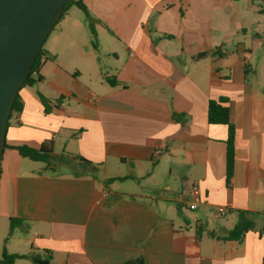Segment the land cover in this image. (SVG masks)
Masks as SVG:
<instances>
[{
	"label": "crops",
	"instance_id": "0c3cea01",
	"mask_svg": "<svg viewBox=\"0 0 264 264\" xmlns=\"http://www.w3.org/2000/svg\"><path fill=\"white\" fill-rule=\"evenodd\" d=\"M75 1L87 17L72 6L53 27L42 46L52 59L9 115L0 257L264 264V0ZM220 98L235 131L228 181L227 126L207 121ZM42 146L47 167L16 150ZM239 212L252 228L225 240Z\"/></svg>",
	"mask_w": 264,
	"mask_h": 264
},
{
	"label": "water",
	"instance_id": "95a60500",
	"mask_svg": "<svg viewBox=\"0 0 264 264\" xmlns=\"http://www.w3.org/2000/svg\"><path fill=\"white\" fill-rule=\"evenodd\" d=\"M70 0H0V158L14 99Z\"/></svg>",
	"mask_w": 264,
	"mask_h": 264
},
{
	"label": "trees",
	"instance_id": "16d2710c",
	"mask_svg": "<svg viewBox=\"0 0 264 264\" xmlns=\"http://www.w3.org/2000/svg\"><path fill=\"white\" fill-rule=\"evenodd\" d=\"M76 6L78 9H80L85 16L87 17L86 10L84 6L75 0L68 1L62 9V12L55 23V25L62 19V17L65 15L67 10L72 7ZM54 25V26H55ZM90 32L92 37H95V33L93 29L90 27ZM43 46V44H42ZM41 48L39 49L37 56L35 57L33 64L30 67V70L25 77L22 87L24 86H31L35 84L36 82H39L41 80V77L39 76V68L41 65L46 62L47 60H51L52 57L48 56ZM94 46V43H93ZM206 56V53H201L197 55L194 59H202ZM225 99L220 98L217 101H209L207 106V121L211 125H225L227 126V140H226V154H225V171H226V180L228 181L232 176L233 171V162H234V127L230 123V114L227 107L223 106L225 104ZM21 104L20 100L18 98V94L16 95L14 102L11 107L12 111H20ZM10 112V113H11ZM4 147V145H3ZM16 150L20 154L21 157L27 158L33 162H42L47 167L49 164V160L53 159V154L51 150H47L45 146H42L39 150H34L28 147H17ZM77 160L81 166L84 168H88L90 170L95 169L92 167L91 163L81 157L73 158ZM20 223L21 220L17 219H11L10 220V231H12V228L16 225V223ZM252 228V223L250 220L247 219L246 213L239 212L238 213V220L233 229L229 232L228 236L225 240H234V241H240L243 237V235ZM9 231V234H10ZM23 258H29L32 262V264H49L50 256L47 252H43L42 255H36L34 253H30L29 255H8L3 250L1 257H0V264H13L18 259ZM126 264H142L141 261H133Z\"/></svg>",
	"mask_w": 264,
	"mask_h": 264
},
{
	"label": "built area",
	"instance_id": "2783aa9c",
	"mask_svg": "<svg viewBox=\"0 0 264 264\" xmlns=\"http://www.w3.org/2000/svg\"><path fill=\"white\" fill-rule=\"evenodd\" d=\"M156 155L159 154V152H155ZM191 196H192V201L191 204L189 205V209L190 210H194L197 208V202H198V198H199V191L198 188L193 186L192 190H191Z\"/></svg>",
	"mask_w": 264,
	"mask_h": 264
},
{
	"label": "rangeland",
	"instance_id": "374dc122",
	"mask_svg": "<svg viewBox=\"0 0 264 264\" xmlns=\"http://www.w3.org/2000/svg\"><path fill=\"white\" fill-rule=\"evenodd\" d=\"M97 176H101V174H98ZM109 188L111 190H122V191H131V184H129V182H125V184H121V183H117V182H114V183H111L109 184Z\"/></svg>",
	"mask_w": 264,
	"mask_h": 264
}]
</instances>
